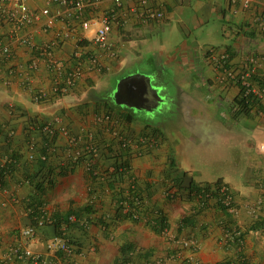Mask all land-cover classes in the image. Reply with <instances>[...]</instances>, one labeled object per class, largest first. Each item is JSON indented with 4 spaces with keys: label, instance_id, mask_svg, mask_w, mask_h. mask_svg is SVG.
<instances>
[{
    "label": "crops",
    "instance_id": "0c3cea01",
    "mask_svg": "<svg viewBox=\"0 0 264 264\" xmlns=\"http://www.w3.org/2000/svg\"><path fill=\"white\" fill-rule=\"evenodd\" d=\"M42 5V0L37 1L36 7ZM150 5L163 13L162 20L142 22L137 16L136 0H121L115 9L108 48L104 49L91 41L94 26L84 30L65 16V9L50 6L52 11L59 8L62 17L45 31L43 20L33 29L39 43L69 31L57 55L66 67H71L75 65L76 52L82 76L66 95L57 98L53 94L54 71L44 62L31 73V79L33 88L44 91L46 99L35 102L33 93L21 86L23 69L19 67H25L30 59L25 47L17 48L16 56L7 63L18 66L15 75H7L6 65L0 66V169L4 174L0 259L17 233L29 224L23 205L37 195L24 177L35 174L36 160L43 153L40 126L52 122L57 133L49 161L55 178L40 201L54 221L64 222L68 215L75 217L69 226L60 225L59 234L76 244L78 264H230L239 258L244 259L242 264H264V154L260 151L264 147V104L259 110L238 114L233 101L239 89L230 77L245 71V60L250 56L257 61V74L264 75V35L253 23V17L264 10V0H250L246 9L238 4L236 12L229 0H152ZM112 7L111 0H102L96 7L87 5L84 17H99ZM169 27L171 37L165 40L161 35ZM219 34L225 44H198L200 40L215 42ZM222 53L227 58L218 61ZM94 58L97 64L91 62ZM119 83L118 95L123 104L113 99ZM224 104L232 118L230 129L238 132L241 127L240 133L241 123L260 142L259 153L248 158L254 163L250 177L235 188L236 192L231 188L237 214L222 211L215 196L199 199L196 194L189 195L186 188L190 181L201 185L215 181L195 176L198 171L188 158L183 137L172 138L164 121L147 122L133 113L143 111L159 117L164 108H172L176 116L168 115L166 119L186 127L190 125L188 121L197 123L198 117L208 124L215 107L220 109ZM104 107L113 109L116 127L110 131H101L96 124L100 122L96 121L97 114L101 115ZM124 117L131 118L130 122ZM8 129L13 130L11 137L7 136ZM124 133L151 140L150 148L130 160L131 178L145 192L144 213L137 221L115 217L117 192H126L128 182L123 181L121 188L104 179L92 182L83 165L72 163L91 139L108 157L106 160L96 155L100 157L99 165L110 166L113 160L108 152L117 150ZM68 136L77 137L79 143L71 145ZM31 153L33 161L28 160ZM178 179L177 187L182 189L171 199L167 190L176 189L173 186ZM259 198L263 201L259 213L263 228L251 230L254 223L245 206ZM159 214L165 218L161 229L155 225ZM232 228L243 232L242 253H237L233 244L225 243L224 233ZM56 231L52 225L41 229L33 249L48 257L44 244ZM171 235L191 240L193 246L176 247Z\"/></svg>",
    "mask_w": 264,
    "mask_h": 264
},
{
    "label": "built area",
    "instance_id": "2783aa9c",
    "mask_svg": "<svg viewBox=\"0 0 264 264\" xmlns=\"http://www.w3.org/2000/svg\"><path fill=\"white\" fill-rule=\"evenodd\" d=\"M37 1L39 0H0V66L6 65L5 71L7 75H15L18 66L8 65L7 63L12 61L16 56L17 48H27L30 53V59L25 67H19L23 69L20 84L23 88L33 93L35 102H40L46 99L47 94L41 89H34L31 79V73L39 68L40 62H44L48 68L54 71L55 79L52 92L57 98L58 96L66 95L73 89L77 80L82 76V69L80 57L76 52L73 54L74 66L66 67L58 58L57 51L60 45L66 42L69 31L65 34H58L50 41L39 43L35 40L37 31L33 29V26L43 20V30L45 31L51 28L55 20L62 17L59 8L54 11L51 10L50 6L55 5L65 9V16L77 21L82 29L87 30L89 27L94 26L95 32L91 39L92 43L101 49L108 48V39L116 20L115 9L121 4V0H111L113 7L106 13L93 19H86L84 17L85 8L87 5L96 7L102 0H42L43 5L40 8L36 7ZM136 2L137 16L142 22L160 21L163 19V13L156 7L150 5L152 0H136ZM229 3L233 12H236L238 4L245 9L250 6V0H229ZM253 23L259 32L264 35V10L253 17ZM218 58V61H225L227 54L222 53ZM245 61V71L239 72L236 75L232 73L230 77L235 80L237 86L242 90L243 98L249 99L248 97H250L252 101L262 106L264 104V75L257 74V61L254 57L250 56ZM91 62L97 64L95 58ZM254 77L260 84L255 82ZM40 131L49 138H52L57 133V129L52 122L43 123L40 126ZM12 135L13 130L8 129L7 136L11 137ZM137 138L139 144L135 139L128 138L120 140L122 147H130L132 157L142 155L143 151L151 146L150 137ZM77 140V137L68 136V142L71 145L77 143ZM52 148L53 146L47 150L52 151ZM86 150L88 153L94 156L96 155V150L91 139H88ZM48 151L40 155L42 161L47 159ZM260 151L264 153V147H260ZM28 160H34L32 153L28 155ZM130 169L128 173L131 172ZM125 173L127 174V172ZM210 189L216 193L217 203L227 213L237 214L234 193L228 185L225 183L217 187L211 185ZM2 191V185L0 184V193ZM167 195L171 199L176 198L174 190L167 191ZM197 197L199 199L201 197L208 198L210 195L207 192L202 195H197ZM262 204L263 201L259 198L255 202L245 206L246 214L253 222L257 221L260 217L259 213L262 209ZM25 211L31 223L17 233L15 240L8 246L3 257L0 259V264H14L15 262H22L24 264H78L75 259L79 252L76 244L62 234H54L50 239L45 241V252L48 257L53 258L52 260H49L44 254L35 251L33 245L38 241L39 231L45 226H51L53 220L48 217L44 208L39 213H34L30 208L25 209ZM133 218H136V215ZM75 220L74 216L68 218L69 224L74 223ZM62 225L65 226L64 224ZM170 240L176 247L185 248L193 246V242L188 239H179L171 235ZM224 240L227 245L233 244L236 247L237 253H242L244 237L241 230L237 228L227 230L224 233ZM243 261V258H239L236 262L230 264H242Z\"/></svg>",
    "mask_w": 264,
    "mask_h": 264
},
{
    "label": "trees",
    "instance_id": "16d2710c",
    "mask_svg": "<svg viewBox=\"0 0 264 264\" xmlns=\"http://www.w3.org/2000/svg\"><path fill=\"white\" fill-rule=\"evenodd\" d=\"M254 80H256L255 82H258L260 84V82L255 79V77L253 78ZM239 93L236 96V98L234 99L233 103H234V107L237 110L238 114H247L248 112H250L251 110H254V108L256 110H259L261 106H259V104H257L256 102L252 101V99H250V97L247 98H243L242 97V90L239 88ZM112 107H115L114 105H112ZM112 107H104L103 108V113L101 115L97 114V118L96 121H100L97 122L96 124L99 126V128L101 129V131H107V130H112L116 127V125H114L115 119L112 117V112L113 109ZM126 122H130L131 118L129 117H124L123 118ZM128 133V131H127ZM42 135V148L41 150L43 151V153L47 152L48 148L53 146L52 149H54V144H55V137L56 135H54L52 138H49L45 135ZM126 133L122 134V136L120 137L121 140L123 139H135L136 141H138V138L136 136H125ZM125 136V137H124ZM139 137V136H138ZM79 143V142H78ZM77 143V144H78ZM139 144V141L137 142ZM95 147L96 150V155L98 156H103L106 160H108L107 155H105V153H102V150L99 149L98 145H95L94 143H92ZM83 147V146H82ZM86 147V145H85ZM82 148V152L77 155L75 157V160L72 161L73 164H77V165H83L85 168V172L88 175L89 179L92 182H96L99 179H104L106 181H109L110 183L116 184L118 186V188L120 187V185L123 183V181L128 182V188L126 190V192H122V190H118L117 195H116V200H115V204H116V208H115V217L116 218H126V219H130L133 221H137L141 218V215L144 213L143 210V198H144V190H140L139 188H137V184L135 182L134 179L131 178V173H128L129 169H130V160L133 158L131 155V151H130V147L129 146H121L120 141L118 142V148L116 151L110 153L111 151H109V157H111V159L113 160L112 164L110 166H104V165H99L98 160L100 157L98 156H94L90 153H88V151L86 150V148ZM53 151V150H52ZM49 153H47V159L42 161L40 158H38L36 160V165H37V169L35 174L33 175H27L25 176L24 180L27 182V184L29 186H31L32 190L36 193V199L33 200H29L27 202L24 203L23 205V209H32L34 211V213H39L41 209H43V205L42 202L40 201L41 197L44 196L47 192V190L52 187L53 183H54V178H55V172H54V168H52L51 165V161L49 158V155L51 153V151H48ZM12 165H14L11 162ZM9 168H11V166H9ZM110 169V170H109ZM10 170V169H9ZM127 172V174L125 173ZM3 173L2 170L0 169V184L2 185L3 182ZM179 179L177 180V184L175 186H173V189L177 194L181 191L182 187H177L180 186L179 183ZM223 184V182L219 179L216 182L209 184V183H204L203 185L201 184H196L193 181H190L188 187L186 188L188 191L189 195H202L203 193H209L210 196H215L216 197V193L210 189V186H214L217 187L218 185ZM121 188V187H120ZM185 189V188H183ZM168 191V190H167ZM204 200V199H203ZM218 207H220L222 209V211L225 212V209L222 208L220 206L219 203ZM90 207V206H89ZM89 207H85L86 212H90V208ZM126 209V211H125ZM157 214V213H156ZM74 215V214H73ZM136 215V218H133V216ZM70 215L67 216V219L64 222H58V221H54L53 220V228L54 230H57L56 234H59V227L60 225L64 224L66 227L69 226V222H68V218ZM158 224H155L159 229H161L163 227V225L165 224V218L163 216H161L159 214L158 218ZM31 223V220L29 218V224ZM254 225H252V229L251 230H257V229H261L263 228V225L261 223V220L258 219L257 221L253 222ZM28 224V225H29Z\"/></svg>",
    "mask_w": 264,
    "mask_h": 264
},
{
    "label": "rangeland",
    "instance_id": "374dc122",
    "mask_svg": "<svg viewBox=\"0 0 264 264\" xmlns=\"http://www.w3.org/2000/svg\"><path fill=\"white\" fill-rule=\"evenodd\" d=\"M173 26L176 27V24L173 23ZM163 32L161 38L166 40L168 35L171 37L170 27ZM201 35L203 36L204 34ZM157 36L156 39L158 40L160 37L159 35ZM223 40L221 34H219L215 42L200 40L198 44L201 47H206V45L218 47L225 44ZM113 92L115 93V91ZM201 97L204 98V95L201 94ZM212 101L213 99L210 100V102ZM227 104L221 106L220 109L215 107V110L212 111L213 116H211L208 124L198 117L197 123L188 121L190 125L186 127L173 125L166 119L168 115L172 116V114H175L176 116V112L172 108H164L165 110L163 109L158 114L159 117L150 116L151 114L143 111H134L133 113L137 118L147 122L159 123L164 121L167 132H172V138L180 140L183 137L188 158L198 171L195 176L201 179H212L215 182L223 179V183L232 189H237L243 180L250 177V169L254 168L252 167L254 163L249 161L248 158L259 153L260 142L256 137L253 138L250 130L241 123L240 126L243 129L240 133L238 132L241 127H236L238 132L230 129L232 118L230 117ZM262 164L264 166V157ZM236 189L235 192L237 191Z\"/></svg>",
    "mask_w": 264,
    "mask_h": 264
},
{
    "label": "water",
    "instance_id": "95a60500",
    "mask_svg": "<svg viewBox=\"0 0 264 264\" xmlns=\"http://www.w3.org/2000/svg\"><path fill=\"white\" fill-rule=\"evenodd\" d=\"M120 85H121L120 83L117 85V92L115 93V95H114V97H113L114 102H115L116 104H123V103H125V102H123L121 99H119L118 92H119L120 87H121Z\"/></svg>",
    "mask_w": 264,
    "mask_h": 264
}]
</instances>
